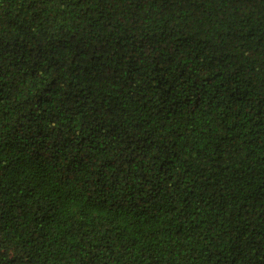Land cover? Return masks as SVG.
<instances>
[{
  "label": "trees",
  "instance_id": "16d2710c",
  "mask_svg": "<svg viewBox=\"0 0 264 264\" xmlns=\"http://www.w3.org/2000/svg\"><path fill=\"white\" fill-rule=\"evenodd\" d=\"M0 264H264V0H2Z\"/></svg>",
  "mask_w": 264,
  "mask_h": 264
},
{
  "label": "snow or ice",
  "instance_id": "6c2138e0",
  "mask_svg": "<svg viewBox=\"0 0 264 264\" xmlns=\"http://www.w3.org/2000/svg\"><path fill=\"white\" fill-rule=\"evenodd\" d=\"M0 3H2V0H0Z\"/></svg>",
  "mask_w": 264,
  "mask_h": 264
}]
</instances>
